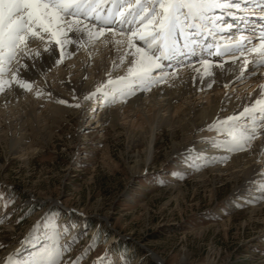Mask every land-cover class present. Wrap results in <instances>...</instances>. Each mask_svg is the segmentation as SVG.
Here are the masks:
<instances>
[{
	"label": "rangeland",
	"instance_id": "obj_1",
	"mask_svg": "<svg viewBox=\"0 0 264 264\" xmlns=\"http://www.w3.org/2000/svg\"><path fill=\"white\" fill-rule=\"evenodd\" d=\"M79 122L68 116L50 138L31 137L39 151L24 157L0 139L1 257L47 249L64 264H264V209L238 198L243 178L190 175L170 156L181 133L159 135L145 164L122 129L96 133L92 121L77 133Z\"/></svg>",
	"mask_w": 264,
	"mask_h": 264
},
{
	"label": "bare ground",
	"instance_id": "obj_2",
	"mask_svg": "<svg viewBox=\"0 0 264 264\" xmlns=\"http://www.w3.org/2000/svg\"><path fill=\"white\" fill-rule=\"evenodd\" d=\"M254 1L261 0H239L244 11L249 9L248 3L251 2V6ZM261 7L264 6L258 8ZM251 9L256 8L253 5ZM254 15L250 17L253 19H245L243 22L237 17L229 21L223 19L222 26L226 23L233 27L218 32L215 40L211 36L198 39L202 44L218 42L223 48L239 41L243 35L246 40L251 39L253 45H258L264 28H261L262 22L259 24L255 20L259 14ZM70 35L75 38L73 33ZM177 38L181 45L185 43L179 35ZM117 39L120 37L117 36ZM30 47L33 56L36 51L41 53L40 57L35 58L40 71L22 68L21 73L35 80L33 91L26 92L14 85L0 93V139L8 142L13 157L29 155L30 150L33 154L38 152V148L32 149L33 144H26L27 140L31 137L50 138L53 136L51 130L67 122L68 116L80 120L76 126L77 133L88 129L92 121L96 122L93 128L97 129L96 133L109 128L114 131L122 129L127 136L129 148H137L138 158L143 153L145 164L154 161L159 135L164 131H169L172 137L181 133L182 139L173 144L170 156L185 159L184 170L191 168L198 173H188L198 178L205 177L208 172L218 176L226 174L236 181L243 178L241 185L234 191L238 193V198L255 207L260 206L258 210L264 209V193L260 191V186L264 185V135L257 134L245 151L234 154L221 146L229 137L223 132H217L215 127H209L218 119L238 116L243 107L249 105L260 93V85H264V65L253 63L259 56L248 51L251 46H246L243 53L234 51L221 55H216L213 47L212 55L204 54V58L210 61L208 71L211 75H208L205 74L204 66L196 62L201 54V48L196 45L197 55L190 58V66L178 68L175 76H169L165 83L152 86L150 91H136L126 102L119 99L105 102L99 93L91 99L84 98L108 79L107 73L113 79L125 74L127 61L119 68L114 66V63L120 64L119 57L124 46L114 45L111 33L106 32L103 37L91 43L86 36L83 37L79 50L55 67L52 66L53 59L44 52L38 40ZM68 48L72 51L75 45L70 44ZM245 60L248 61L247 65L244 64ZM22 63L31 65L33 59L26 57ZM37 89L43 94L37 96ZM59 100L67 103H59ZM77 104L79 107L75 106ZM88 108L91 109L89 116L86 115ZM239 119L245 121V117ZM256 119L259 120V115ZM247 123L251 126L252 121L249 119ZM260 132H264V129ZM103 151L107 153L108 146H104ZM141 163L137 161L136 165L130 167L132 176L139 172ZM238 203L242 204V201ZM34 242L37 243L36 238ZM9 257V252L0 256V264H6Z\"/></svg>",
	"mask_w": 264,
	"mask_h": 264
},
{
	"label": "snow or ice",
	"instance_id": "obj_3",
	"mask_svg": "<svg viewBox=\"0 0 264 264\" xmlns=\"http://www.w3.org/2000/svg\"><path fill=\"white\" fill-rule=\"evenodd\" d=\"M261 3L264 4V0ZM217 11L220 15L216 14ZM243 11L239 0H0V93L14 85L26 92L33 91L35 80L22 74L21 69L40 71L35 58L41 53L36 51L33 56L30 47L37 40L53 59L52 66L55 67L79 50L83 37L86 36L91 43L106 32L112 34L114 45L124 46L120 64L114 63V66L119 68L127 61L125 74L113 79L107 73L108 79L85 99L99 93L105 102L118 99L126 102L136 91H150L152 86L175 76L178 68L190 66V58L197 55L196 45L201 48L196 62L204 66L208 75H211L208 71L210 61L204 58V54L212 55L213 47L215 54L221 55L234 51L243 53L246 46H251L248 51L259 56L253 63L264 65V31L258 45H253V41L246 40L243 35L239 41L223 48L218 42L202 44L198 39L211 36L215 40L218 32L233 27L226 23L222 26L223 15L243 19ZM260 11L264 12V7ZM178 35L184 39L183 45L179 43ZM70 44L75 45L72 51L68 48ZM26 57L33 59L31 65L22 63ZM247 63L245 60L244 64ZM260 89L258 96L244 106L238 116H226L209 126L229 137L221 145L225 151H242L250 146L257 134L264 135L260 132L264 129V85H260ZM42 94L36 90L37 96ZM59 103L67 101L59 100ZM75 106L79 107V104ZM239 117H245V121H240ZM249 119L251 126L247 123ZM260 191L264 193V185L260 186ZM59 255V250L52 252L46 249L39 259L10 257L6 264H64L56 258ZM94 264H103V258L98 257Z\"/></svg>",
	"mask_w": 264,
	"mask_h": 264
},
{
	"label": "water",
	"instance_id": "obj_4",
	"mask_svg": "<svg viewBox=\"0 0 264 264\" xmlns=\"http://www.w3.org/2000/svg\"><path fill=\"white\" fill-rule=\"evenodd\" d=\"M11 253H12V252L10 251V252H9V255H10Z\"/></svg>",
	"mask_w": 264,
	"mask_h": 264
}]
</instances>
